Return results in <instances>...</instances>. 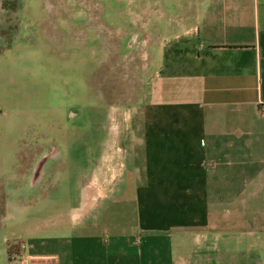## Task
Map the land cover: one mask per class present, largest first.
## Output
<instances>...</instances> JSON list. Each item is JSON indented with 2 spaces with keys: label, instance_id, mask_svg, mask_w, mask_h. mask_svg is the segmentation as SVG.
<instances>
[{
  "label": "crops",
  "instance_id": "obj_1",
  "mask_svg": "<svg viewBox=\"0 0 264 264\" xmlns=\"http://www.w3.org/2000/svg\"><path fill=\"white\" fill-rule=\"evenodd\" d=\"M131 11L144 28L153 11L154 45L138 104L119 106L84 184L109 190L69 218L0 214V264H264V0Z\"/></svg>",
  "mask_w": 264,
  "mask_h": 264
},
{
  "label": "rangeland",
  "instance_id": "obj_2",
  "mask_svg": "<svg viewBox=\"0 0 264 264\" xmlns=\"http://www.w3.org/2000/svg\"><path fill=\"white\" fill-rule=\"evenodd\" d=\"M141 2L1 0L0 214L69 218L83 195L109 190L104 179L84 184L107 155L116 111L138 104L151 67L153 11L145 28L132 20Z\"/></svg>",
  "mask_w": 264,
  "mask_h": 264
},
{
  "label": "built area",
  "instance_id": "obj_3",
  "mask_svg": "<svg viewBox=\"0 0 264 264\" xmlns=\"http://www.w3.org/2000/svg\"><path fill=\"white\" fill-rule=\"evenodd\" d=\"M22 249L26 247V244H21Z\"/></svg>",
  "mask_w": 264,
  "mask_h": 264
}]
</instances>
